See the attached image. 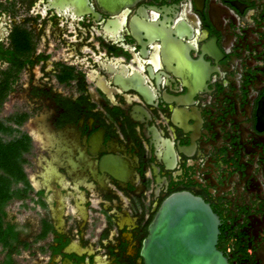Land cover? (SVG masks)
I'll return each mask as SVG.
<instances>
[{"label":"flooded vegetation","instance_id":"af4514ba","mask_svg":"<svg viewBox=\"0 0 264 264\" xmlns=\"http://www.w3.org/2000/svg\"><path fill=\"white\" fill-rule=\"evenodd\" d=\"M0 87L52 106L8 117L44 155L0 264H144L177 193L227 264H264V0H0Z\"/></svg>","mask_w":264,"mask_h":264},{"label":"water","instance_id":"95a60500","mask_svg":"<svg viewBox=\"0 0 264 264\" xmlns=\"http://www.w3.org/2000/svg\"><path fill=\"white\" fill-rule=\"evenodd\" d=\"M75 14L79 16L81 12ZM218 225V217L201 199L188 193L169 196L149 225V235L141 249L143 263L227 264L216 249Z\"/></svg>","mask_w":264,"mask_h":264},{"label":"trees","instance_id":"16d2710c","mask_svg":"<svg viewBox=\"0 0 264 264\" xmlns=\"http://www.w3.org/2000/svg\"><path fill=\"white\" fill-rule=\"evenodd\" d=\"M25 119L20 116L0 120V241L6 237L2 229L4 210L13 200L25 199L30 189L23 171V156L30 151L31 140L26 134L20 135L18 129L7 125L10 122L19 127ZM19 184L22 185L21 188L18 187Z\"/></svg>","mask_w":264,"mask_h":264},{"label":"rangeland","instance_id":"374dc122","mask_svg":"<svg viewBox=\"0 0 264 264\" xmlns=\"http://www.w3.org/2000/svg\"><path fill=\"white\" fill-rule=\"evenodd\" d=\"M14 93L8 94L7 97L4 94L3 89L0 87V120L6 121L11 114L28 111L31 112L33 115H48L50 110L52 109L51 104L47 102H34L26 100L27 91L22 90V88H12ZM30 114V115H31ZM36 121V117H32L31 120H27L22 127H20V131L23 133L33 132L36 131L35 129L38 128L39 119ZM37 122V123H35ZM8 126L13 127V124L7 122ZM15 128V127H14ZM17 135V134H15ZM28 135V133H27ZM29 136V135H28ZM7 140V137H4ZM33 149L31 152L24 154L23 159L25 160L23 165V171L26 175L27 180L33 176L32 174L38 173L40 174V168H36V165L39 164L38 159L44 155L42 149H39L35 146V143L32 142ZM19 188L22 187L21 184L18 185ZM33 190L30 188L26 193L25 200H13L9 203L6 207L5 212H7L10 218L16 219V221H22L25 217H30L32 215V210H39L38 203L36 202L37 199L34 198ZM25 210V214L21 215L20 212Z\"/></svg>","mask_w":264,"mask_h":264}]
</instances>
